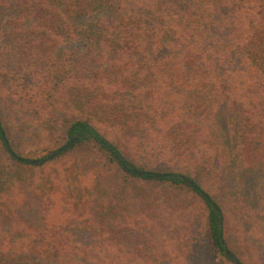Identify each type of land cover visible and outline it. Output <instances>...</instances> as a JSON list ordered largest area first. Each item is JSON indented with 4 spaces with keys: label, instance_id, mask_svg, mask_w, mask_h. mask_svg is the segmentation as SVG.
<instances>
[{
    "label": "trees",
    "instance_id": "obj_1",
    "mask_svg": "<svg viewBox=\"0 0 264 264\" xmlns=\"http://www.w3.org/2000/svg\"><path fill=\"white\" fill-rule=\"evenodd\" d=\"M6 36L13 39L0 40L4 76L26 78L28 88L50 100L47 113L36 114L58 122L67 141L81 136L58 157L86 146L97 163L76 173L75 192H59L56 181L35 188L30 173L46 165L20 163L0 135L7 155L0 168V264H117V229L146 231L160 197L142 193L133 179L185 187L201 199L210 239L222 254L219 222L225 242L229 211L211 192L220 195L234 170L257 171L264 179V0H0V38ZM66 43L72 49L57 56ZM0 126L7 139L1 120ZM88 180L91 185L82 186ZM31 190L43 196L37 228L21 217ZM51 193H59L60 216L68 219L47 223ZM237 202L242 219L254 217ZM189 206L164 214L184 218ZM118 210L124 216L116 227ZM255 211L261 214L264 205ZM78 226L104 240L72 241L69 229ZM143 243L123 250L135 254ZM142 260L120 264H154Z\"/></svg>",
    "mask_w": 264,
    "mask_h": 264
},
{
    "label": "rangeland",
    "instance_id": "obj_2",
    "mask_svg": "<svg viewBox=\"0 0 264 264\" xmlns=\"http://www.w3.org/2000/svg\"><path fill=\"white\" fill-rule=\"evenodd\" d=\"M11 39L9 36L0 38L2 41ZM71 49L70 43H66L56 51V55L66 57ZM75 49L80 48L76 46ZM4 75L0 68V120L11 149L22 158L37 160L65 144L67 139L61 125L52 118L38 117L36 114L47 113L45 107L50 100L46 96L39 97L35 90L28 88L25 84L26 78H17L12 73L6 77ZM9 89L11 92H8ZM13 90H18L19 94L14 95ZM38 99H42L39 106ZM94 157V152L90 148L77 146L66 155L45 163L46 166L41 171L33 170L30 179L35 188L42 187L45 181L51 184L56 181L55 184H62L59 192L63 188L75 192V183L78 181L76 173L93 168L97 163ZM6 158L7 155L0 144V168ZM18 171L21 172V168ZM234 173L232 179L224 178L220 195L211 192L214 200L229 211L225 220L224 243L241 263L264 264V211L261 214L255 211L257 206L264 205L262 198L264 179L262 173L257 171L239 169L234 170ZM91 182V180L83 182L82 186L89 187ZM132 182L137 188H142V193L160 195V197L152 225L147 227L146 231L138 232L134 228L117 229L114 236V244L118 248V252L114 255L117 264L126 261L138 263L141 259H144L143 262L153 261L154 264H231L212 244L206 226L207 209L201 199L195 197L193 199L189 191L181 186L168 189L167 185L160 182H151L147 185L140 183L138 179H133ZM25 193L23 199L30 201L21 217L31 219L33 228L42 226L40 220L38 222L34 220L39 215L37 199L43 197L42 194L34 190ZM164 197H166L164 201H168L166 205L163 202ZM51 198L53 205L46 210L47 214L43 213L47 217V223H59L68 219L69 217L60 216L59 193H51ZM237 200H241L253 210L254 217L242 219L241 215L244 212ZM187 203L190 206L184 218L180 214H174V220H170L164 214L167 208H172L173 212L176 205L183 206ZM132 212L133 210L130 211ZM117 213L120 217L116 219L115 226L119 227L124 215L120 210ZM180 219L182 222L178 223ZM175 221L177 225L174 224ZM69 230L74 235L72 241L77 243L96 244L104 240L98 237L91 239L88 231H83L82 226ZM145 240L147 243L145 245L143 243L135 250V254L127 255L123 250L124 246L134 247Z\"/></svg>",
    "mask_w": 264,
    "mask_h": 264
},
{
    "label": "water",
    "instance_id": "obj_3",
    "mask_svg": "<svg viewBox=\"0 0 264 264\" xmlns=\"http://www.w3.org/2000/svg\"><path fill=\"white\" fill-rule=\"evenodd\" d=\"M0 135L2 137L3 143L6 147V149L9 151V153H11V155H14V153L11 151L8 141L5 138L4 132L1 129L0 126ZM81 139V136L77 135L74 137H71L68 139V141L61 146L59 149H57L54 153H52L51 155L47 156L45 159H42L40 161L37 160H30V159H25L22 157H18L15 156L16 159L20 162V163H24L26 165H35V166H43L45 163H47L50 160H53L55 158H57L58 156H60L62 153L68 151L76 142H78ZM131 173L133 175H137L139 177H142L144 175L143 172H136L135 170H132ZM153 178L155 179H164L166 178L168 175L167 174H162V173H153L152 174ZM183 182L190 185L191 187H193L196 191H198V193L205 199V201L217 212L219 213V209L216 207V205L212 202V200L210 199V197L204 192L202 191L198 186H194L191 182H189V180L187 178H183ZM220 225V232H219V243H220V248L222 250V254L231 262V264H241L238 259L231 253V251L228 250V248L226 247L223 239H222V220L220 219L219 222Z\"/></svg>",
    "mask_w": 264,
    "mask_h": 264
}]
</instances>
